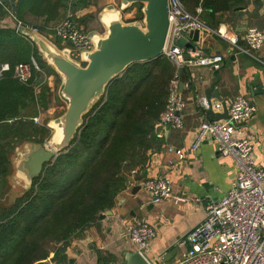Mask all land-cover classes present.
Masks as SVG:
<instances>
[{"label": "trees", "instance_id": "1", "mask_svg": "<svg viewBox=\"0 0 264 264\" xmlns=\"http://www.w3.org/2000/svg\"><path fill=\"white\" fill-rule=\"evenodd\" d=\"M187 10L211 17L246 6L247 0H181ZM96 0H15L0 2V19L8 9L16 21L46 36L67 9L73 12ZM137 19L141 18V4ZM200 13V14H201ZM87 17V16H86ZM203 18V17H202ZM77 19V18H76ZM78 21V20H77ZM38 22V23H35ZM58 41V42H57ZM55 43L64 47L59 40ZM36 59L27 82L13 74L19 62ZM0 187L12 171L11 153L24 141L43 142L50 130L33 117L46 109L49 87L43 80L55 71L36 46L17 31L0 26ZM174 67L164 57L135 62L106 86L105 93L83 116L66 149L44 164L29 190L0 211V264H67L66 247L73 238L110 210L127 187L128 176L146 165L149 152L160 146L156 124L165 109ZM37 88L39 91L37 92ZM40 129V130H39ZM107 253L97 264H113Z\"/></svg>", "mask_w": 264, "mask_h": 264}, {"label": "crops", "instance_id": "2", "mask_svg": "<svg viewBox=\"0 0 264 264\" xmlns=\"http://www.w3.org/2000/svg\"><path fill=\"white\" fill-rule=\"evenodd\" d=\"M95 5L77 10L75 17L82 13L87 16L86 21H96L92 18ZM199 16L212 28L221 25L234 31L240 45H244L247 27L257 26L264 30L261 0H247L245 7L234 12L225 11L211 17L209 12L203 11ZM90 28L97 29L93 23ZM193 43L203 53L222 54L223 61L217 66H188L181 73V82L189 78L194 81L189 88L179 87L184 102L182 126L162 127L158 136L159 148L149 152L143 169L137 168L129 174L127 187L117 196L115 205L110 209L112 214L99 219L79 237L71 240L65 253L67 258L73 259L72 264H97L100 253L112 255L113 264H123L124 253L134 251L125 235V225L137 221H146L155 229L156 235L145 255L151 264H173L184 254L187 248L185 235L204 219L205 203L209 198L222 197L237 171L233 159L218 154L216 142L210 138L204 139L197 149H191L200 123L207 120L206 110L196 104V97H206V89L211 84L222 99L211 97V108L215 113L223 111L222 102L229 109L240 95L248 97L255 105L256 110L246 122L245 130L253 142L255 164L264 167V45L254 56H250L232 49L226 40L205 30L199 31L198 40ZM199 76H202L201 82L197 80ZM46 79L52 92L53 86L57 85V76L50 73ZM52 103L49 94L47 108L39 109L36 115L40 123L54 117L56 108ZM176 150L184 152L182 159ZM160 175L169 179L172 195L153 204L142 183ZM136 186L139 188H134Z\"/></svg>", "mask_w": 264, "mask_h": 264}, {"label": "built area", "instance_id": "3", "mask_svg": "<svg viewBox=\"0 0 264 264\" xmlns=\"http://www.w3.org/2000/svg\"><path fill=\"white\" fill-rule=\"evenodd\" d=\"M168 6L170 24L162 56L173 65L174 70L169 80L165 109L156 126L181 127L184 102L179 87L189 88L194 82L192 78L181 82V68L193 65L217 66L224 57L222 54L203 53L197 46L193 49L181 48L176 45L177 39L182 36L188 39V33L205 30L226 40L232 49L254 56L264 45V30L257 26L247 27L243 37L244 45H240L238 35L226 26L212 28L207 25L199 16V5L194 12L187 10L181 0H168ZM261 6L264 9V0H261ZM8 12L15 19L10 9ZM52 29V34L64 47L70 49V55L75 60H79L81 49H89L91 46L86 36L87 30L79 25L71 9H67L62 20ZM185 53L188 59H184ZM8 69L9 64L3 63L0 75ZM33 70L40 71V68L31 57L28 62L17 63L13 74L20 82H27ZM197 80L201 82L202 76L197 77ZM196 104L204 110L210 107L204 96L196 97ZM255 110L251 100L240 95L229 106L227 119L204 120L200 123L191 149H197L204 139L210 138L216 142L218 154L233 159L237 171L222 197L207 200L204 219L186 233L187 248L173 264H264V167L255 164L253 142L245 130V124ZM33 121L38 123V117H33ZM176 153L180 159L184 157L183 151L176 150ZM142 186L150 194L153 204L172 195L170 181L164 175L148 178ZM125 235L134 251L145 257L156 233L152 224L137 221L125 225Z\"/></svg>", "mask_w": 264, "mask_h": 264}, {"label": "water", "instance_id": "4", "mask_svg": "<svg viewBox=\"0 0 264 264\" xmlns=\"http://www.w3.org/2000/svg\"><path fill=\"white\" fill-rule=\"evenodd\" d=\"M5 1L0 0L2 3ZM136 3L141 4V18L131 21L123 19L122 12ZM168 13V0H119L117 6L107 4L98 14L103 30L87 31L91 46L80 50L79 60L71 57L68 47L59 48L44 33L30 25L18 23L9 14L0 21L1 27L17 31L36 46L43 61L58 75L57 94L65 104L61 114L45 121L50 129L46 140H27L15 147L16 157L14 160L11 158L13 170L9 176L11 186L19 189L16 196L29 190L33 179L42 173L44 164L68 147L83 123V116L105 93L110 80L132 63L162 56L170 24ZM198 36V30L192 31L188 33V39L179 37L176 45L193 49V42L198 40ZM184 59H188L186 53ZM185 70V67L181 68V73ZM211 97L222 101L213 84L206 89L210 105L205 112L207 120L227 119L229 115L225 103L222 102L223 111L215 113L211 108ZM161 129V125L156 126L155 133L158 134ZM111 214V210H107L100 213L98 218L103 219ZM72 263L73 259L68 258V264ZM123 264L151 263L138 251H127L124 253Z\"/></svg>", "mask_w": 264, "mask_h": 264}, {"label": "rangeland", "instance_id": "5", "mask_svg": "<svg viewBox=\"0 0 264 264\" xmlns=\"http://www.w3.org/2000/svg\"><path fill=\"white\" fill-rule=\"evenodd\" d=\"M118 3H119V0H96V5H95L96 7L93 10L94 16H92L93 20H96V21H93V22H91L90 20L86 21L87 20L86 19V16H84L85 14H82V13L79 14V17L76 20H78L79 25H81L84 29L97 30V31H100L101 32L103 30V27H102L101 23L98 20V14H99V12L107 4H114L115 6H117ZM138 9H139V6L138 5H135V6L130 7L129 9L123 11L122 12L123 19L128 20V21L137 19L136 17H137ZM6 15H8V14H6ZM6 15H4L0 19V21L3 20ZM64 15H65V13H63L62 18L64 17ZM62 18L59 20V22L62 20ZM35 23H38V22H35ZM91 23H93V25L96 26L97 29L90 28ZM97 23H98V25H97ZM30 26H32V25H30ZM47 37L49 39H51L52 41H54V42L57 41V38L52 33L48 34ZM59 43L62 44V42H59ZM34 60L36 61L35 58H34ZM47 81H48V79H46V78L43 80V82H47ZM58 85H59V83L57 82V85L53 86V91L52 92L49 91V92H51L50 94H51V97H52V100H53V103L52 104L54 105V108H56L53 111L54 112L53 113L54 114V117L55 116H58L59 114H61L64 111V109H65V104L58 97V94H57ZM36 91L38 92L39 91V88H37ZM45 115H46V113H45ZM44 118H46V117H44ZM50 118H53V117H50ZM42 120H44V119H42ZM42 123H43V121H41V123L38 122L36 124H42ZM49 134H50V130H48V133H46V135L49 136ZM46 139H47V137L44 140H46ZM10 157L12 158V160H14V157H16L14 151L11 153V156ZM12 167L13 166H12V163H11V168ZM12 170H13V168H12ZM5 181L6 182L3 184L4 186H1L0 187V211L3 209V206L10 205L13 202V200L16 197H18V196H16V194L19 191V189L13 188L11 186L10 176L6 177V180Z\"/></svg>", "mask_w": 264, "mask_h": 264}]
</instances>
